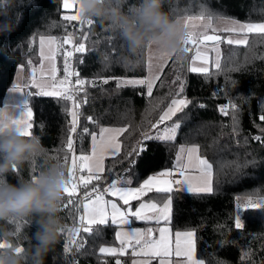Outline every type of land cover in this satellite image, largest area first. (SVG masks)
Masks as SVG:
<instances>
[{"label": "trees", "instance_id": "obj_1", "mask_svg": "<svg viewBox=\"0 0 264 264\" xmlns=\"http://www.w3.org/2000/svg\"><path fill=\"white\" fill-rule=\"evenodd\" d=\"M138 2L127 0L125 11L131 14ZM184 4L187 0H166L165 10L173 19H183L184 22L188 16L200 15L205 8L222 13L225 21H219L215 16L213 19V27L218 29L230 26L228 21L232 19L241 23H264V0H192L188 8ZM15 10L23 13L18 29L10 35L0 36V105L13 86L18 68L29 66L28 61L38 57L40 35H55L62 43L66 35L74 37L76 32L77 22L62 18L67 13L63 0H15ZM93 21L91 26L84 24L80 33V41L87 49L81 59L83 62L79 63L80 78L96 82L95 87L86 86L89 104L82 111L84 116L98 118L102 127L127 126L131 133L127 140L121 137L123 146L120 155L106 160L103 187L111 179L108 176L110 165L116 175L127 176L129 184L137 186L166 169L176 170L181 163V146L199 145L200 155L213 164V192L192 194L174 191L170 226L174 231L196 230L197 255L206 264H264V210L247 207L249 199L253 202L264 200V146L253 139L261 135L260 129L264 128V121L259 120V115L264 114V36L249 34L248 46L222 43L219 47L224 71L219 73L213 60L208 75L190 72L188 67L194 51L186 53L183 67L172 56L156 81L153 97L149 98L142 88H117L119 78H145L148 75L147 49L132 56L128 52L127 41H122L124 38L118 26ZM188 23L189 27L201 25L202 31L205 30V22L198 19ZM207 32L213 34L212 29H207ZM216 34L230 35L222 31ZM66 50L70 49L64 44L59 51V60ZM233 68L240 71H229ZM177 75L185 83V91L181 95L192 102L185 109L190 120L180 121L182 128L175 141L147 142L150 150L138 157L125 174L127 160L123 163H113V160L120 161L125 152L136 146L142 130L154 133L155 130L148 129L147 122L154 121L160 109L175 95L180 82L173 84L172 81ZM105 78L109 79L108 84L102 83ZM228 100L236 104L238 111L229 110L225 116L219 112V107ZM28 101L33 111V127L30 130L41 137L46 152L7 174L4 178L12 184L30 180L53 167L62 166L68 175L70 167V162L64 164L63 161L69 135L70 117L63 111L67 105L62 100L40 96L35 91L28 94ZM152 104L157 105L155 111H146L151 109ZM177 115L183 117L184 113ZM84 116L81 117L82 126L86 123ZM87 123L90 130L98 132L91 122ZM234 126L236 132L233 131ZM77 131L79 133L80 129ZM128 135L125 133V136ZM90 146V137L85 134L82 143L79 137L77 154H81V148L83 154H89ZM148 198L162 203L164 194L150 193ZM67 199L65 194L61 212L67 229L60 243L48 254L47 264H73L65 245L69 231L78 226V220H74L70 208L64 207ZM238 212L245 224L244 229L234 227ZM115 228L111 225L98 226L96 232L99 235L85 234L86 243L77 254L76 262L114 264V258L103 256L98 249L113 243ZM34 231L35 227L30 222L23 221L18 236L11 242L26 248L28 241L25 237ZM7 242L0 240V243ZM122 260L124 264H130L127 258Z\"/></svg>", "mask_w": 264, "mask_h": 264}, {"label": "snow or ice", "instance_id": "obj_2", "mask_svg": "<svg viewBox=\"0 0 264 264\" xmlns=\"http://www.w3.org/2000/svg\"><path fill=\"white\" fill-rule=\"evenodd\" d=\"M74 7L76 8V14L64 15L62 17L63 20H79L83 24L85 21L81 19L78 13L77 0H63L64 9ZM214 16L222 22L226 19L224 14L205 8L200 15L188 16L184 22L186 27H189L188 21L193 19L205 22V30L202 33H190L188 39L184 41L186 53L194 51L191 64L188 67V70L192 73L209 74L210 58L206 51L201 50L200 45L207 47L209 42L211 43L212 50L216 53L212 63L219 73L224 71L221 64V49L219 47L222 43L228 46H248L249 34L264 36V23H241L238 20L232 19L228 21L230 26L218 29L213 27ZM86 23L91 26L94 21L88 20ZM207 29H212L213 34H208ZM220 31L229 33L230 35L216 34ZM84 39L86 40L87 37L85 36ZM72 43L73 38L70 34L63 38L62 43L58 41L55 35H40V56L43 60L48 61L49 69L46 72L44 65L41 64L40 81L36 79L35 69H33L32 76V86L39 89L37 94L64 101L67 106L63 111L70 117L66 154L63 156L64 164L70 162L68 169L69 185L65 189L68 199L64 207L70 208L74 220H78V226L69 231V241L65 245V251H73L70 245H76L77 249L84 248L86 241L81 238L78 243L76 239L81 235V232L99 235L96 232V227L111 225L119 228L118 231L114 232V240L118 241L119 245L101 246L98 251L103 256L114 258V264H124L122 258L125 256H129L130 264H152L153 260H156L157 264H206L204 259L197 258V232L194 229L175 231L173 242L172 230L167 226L158 228V238L154 237V229L151 227L141 229L135 227L128 228V226L134 220L144 222L154 221L157 225L163 221L165 224H168L172 215V193L174 191H184L192 194L212 193L213 164L200 155L199 145H192L187 148L181 146L179 151L186 153L187 163L186 165L181 164L175 170V175H178L180 179H176L174 172L169 170L150 176L136 187L128 186L129 181H124L123 186H121L120 176L112 171V165H110L108 176L111 179L107 182V186L103 187V182L106 180L104 176L105 157H118L123 146V141L120 138L124 137L127 140L130 138L131 133L127 126L102 127L99 124L98 118H94L92 115L84 116L82 108L89 104V92L86 86L91 85L95 87L96 82L80 78L78 71L71 70L72 65L70 63V59L73 58L74 53L84 54L87 52L84 43L75 46L72 51H65L63 78L57 79L60 74V70L56 66L57 53L63 48L64 44ZM190 46H195V49ZM197 61L201 62L200 66H197ZM28 62L31 63V60ZM80 62L82 63L83 61ZM177 62L180 67L184 66L183 60H177ZM229 71H240V69L233 68L229 69ZM148 72L149 75L146 78H119L117 88L127 86L142 88L144 95L152 98L156 81L160 77L152 75L151 63L148 65ZM45 76L48 77V81L43 79ZM73 77H75V80H73ZM178 81L180 82L179 87L170 102L160 109L154 121L149 120L147 122L148 128L155 130L154 133L150 134L148 130H142L136 141V146L132 147L130 151L125 152L124 157L120 161L113 160V163H123L125 159L127 160V167L124 169L125 174L134 166L138 157H141L142 154L150 150L147 142L175 141L182 128L180 121L184 120L187 122L190 120V116L185 113V109L192 102L186 96L181 95L185 91V83L182 81L180 75H177L172 83L175 84ZM109 82L108 78L102 81L103 84H108ZM160 86H163V84ZM13 91H21V89L17 85L13 88ZM239 95H243V93H239ZM156 107V104H152L151 109L146 111H155ZM229 107L238 111L235 104H225L219 107V112L227 116L229 114ZM6 110H0V117H3L0 121L11 124L20 123L24 126L22 129L23 135L29 137L33 135L30 131L33 127L32 123H30L33 118V112L30 107H27L21 119L6 117ZM178 113H184V116L178 117ZM82 116H84L86 121L83 126L81 125ZM235 119V116H233L234 121ZM259 120L264 121V114L259 115ZM87 122H91L93 129H98V132L90 130ZM40 127L43 128L44 125L41 124ZM78 128L80 129L79 133L77 131ZM233 131H237L235 126ZM260 132L261 135H256L253 139L259 141L264 146V128H261ZM125 133H129V135L125 136ZM85 134L91 140V153L83 154V149L81 148V154L77 156L76 148L74 147L76 141L73 139V135L80 137L82 143V138ZM245 142H247L246 139ZM67 153L71 155L69 156ZM190 169L198 173V175L190 174ZM81 188L83 189L82 199L79 196ZM149 193L164 194L163 202L159 203L152 198L145 200L144 198L148 197ZM106 196L115 197L116 199H105ZM121 201L122 204L119 203ZM133 201L138 202V206L135 208L133 207ZM247 207L264 210V200L253 202L249 199ZM237 208L239 209L240 206L237 205ZM234 227L235 229L245 228L239 212L236 215ZM3 247L4 243H0V249ZM173 256L181 259L173 262L170 259ZM76 264H78V261Z\"/></svg>", "mask_w": 264, "mask_h": 264}, {"label": "clouds", "instance_id": "obj_3", "mask_svg": "<svg viewBox=\"0 0 264 264\" xmlns=\"http://www.w3.org/2000/svg\"><path fill=\"white\" fill-rule=\"evenodd\" d=\"M166 0H139L131 14L127 0H77L83 21L99 20L118 26L127 41L128 52L137 56L151 51L158 64L175 56L186 59L184 41L190 32L181 19L165 10ZM23 13L15 10V0H0V36L10 35L22 22ZM23 125L0 121V264H47L67 229L61 212L69 176L65 169L53 167L30 180L9 183L4 177L20 165L46 152L39 135L25 136ZM30 222L35 231L25 239L28 247L12 243L20 223ZM11 225L12 227H9Z\"/></svg>", "mask_w": 264, "mask_h": 264}, {"label": "rangeland", "instance_id": "obj_4", "mask_svg": "<svg viewBox=\"0 0 264 264\" xmlns=\"http://www.w3.org/2000/svg\"><path fill=\"white\" fill-rule=\"evenodd\" d=\"M191 1L192 0H187V4H184V6H187V8H188V6L191 5ZM64 10L67 11L66 15H75L76 14V8L75 7L74 8H70V9H64ZM181 20H183V19H181ZM75 21L76 22H79V20H75ZM182 22H184V21H182ZM202 27L203 26H201V25H193V26L189 27L188 31L190 33L200 34V33L203 32L202 31L203 30ZM72 38H73V43L72 44H65L66 46H68V49L74 47L75 38L74 37H72ZM122 41L124 42L126 40L123 39ZM200 47H201V50L202 51H206L207 52V54H208V56L210 58V62H209V69H210V67H211L210 63H211L212 60L214 61L215 56H216V53L212 50V45H208L207 47H205L204 45H200ZM66 51H68V50H66ZM59 55H60V53L58 52L57 53V59H56V66L60 70V74L57 77V79L63 78V58H64V54L61 55L62 56L61 60H59ZM221 56H222V54H221ZM171 58L172 57H170L169 59H167L162 64H158L156 58L153 56V54L151 53V51L147 49V59H148L147 69H148L149 63H151V66H152V75H158V76H160L161 72L166 67L167 63L169 62V60ZM189 63L191 64V60H190ZM196 63H197V66H200L201 65V62L200 61H197ZM41 64L44 65V70L47 72V70L49 69V63H48V61H45V60L42 59V57L40 56V49H38V57L35 58L34 60H31V63H29V68H28L27 71H25V67H24L25 65H22V66H20L18 68L17 75L15 77L13 86L8 91V93L6 94V97L4 98L3 103L0 105V110L7 109L6 112H5V116L6 117H12V118H16V119H21L22 116H21L20 112L25 111V108H23V106L30 107L29 106V103H28L29 102L28 101V94H31L33 91H35L36 93L39 92V89L38 88H34L32 86L33 69L36 70V73L35 74H36L37 81H40L41 80V76H40ZM148 75H149V72H148ZM43 79L45 81H48V77L47 76L43 77ZM17 85L19 86V88L21 89V91H13V88L15 86H17ZM33 88L35 90H32ZM15 93H18L20 96L18 98H16L15 97ZM25 100H27V102H25ZM3 104H4V106H3ZM2 118L3 117H0V119H2ZM164 171H169V170L166 169ZM171 171H175V170H171ZM126 177L127 176H124V175L123 176H120V178H121V186H123V182L124 181H127L128 178H126ZM141 183H143V181ZM106 186L107 185H105L104 187H106ZM128 186H130V185H128ZM130 187H136V186H130ZM107 199H116V198L115 197H108ZM144 199L147 200L149 198L148 197H145ZM119 203L122 204V201L119 202ZM136 206H138V202L133 201V207L135 208ZM134 221H136L138 223L141 222V221H138V220H134ZM148 223H151V226L150 227L154 229V237L155 238H158V228L159 227H165V226H167V227L171 228L172 234H173V242H174V233H175V231L172 229V227L170 226L169 223L168 224H165L163 221L159 225H157L154 221L148 222ZM115 227H116L115 228V231H118L119 228L117 226H115ZM132 227L141 228V229L148 228L147 225H136V224L133 225V223L128 226V228H132ZM118 245H119V242L114 240L113 243L106 244V245H103V246H118ZM129 255H130V250H129ZM107 258H109V257H107ZM123 258H127L129 260V263H130L129 256H125ZM197 258L200 259L198 257V255H197ZM170 259H172L173 262H175L177 260H180L181 258L173 256ZM152 264H157V261L156 260H153Z\"/></svg>", "mask_w": 264, "mask_h": 264}, {"label": "built area", "instance_id": "obj_5", "mask_svg": "<svg viewBox=\"0 0 264 264\" xmlns=\"http://www.w3.org/2000/svg\"><path fill=\"white\" fill-rule=\"evenodd\" d=\"M84 24L86 25L87 23L86 22H84L83 24H81V22L79 21V22H77V24H76V32H75V34H74V38H75V44H74V47L75 46H78L80 43H81V41H80V33H81V31L83 30L82 28H83V26H84ZM74 47H72V48H70V50L69 51H72V50H74ZM190 47H193L194 49H195V46H190ZM82 56H83V54H76V53H74V56H73V58H71L70 59V63H71V65H72V68H71V70H75V71H78L79 73H80V70H79V63H80V61H81V59H82ZM73 80H75V77H73ZM225 104H235V103H233V102H231V101H223V103H221V106H223V105H225ZM236 105V104H235ZM229 110H233L231 107H229ZM73 139L76 141V144L74 145V147L76 148V155L78 156V154H77V144L79 143V137L77 136V135H73ZM82 195H83V189L81 188V190H80V193H79V196H80V198L82 199ZM108 196H106L105 197V199L107 198ZM84 233H82L81 232V235L80 236H78L76 239H77V242L79 243L80 242V240H81V238H83L84 239ZM85 240V239H84ZM68 241H69V236H68V239H67V244H68ZM71 247H72V249H73V251L72 252H69V255L71 256V260H72V263L73 264H75V262H76V260H78L77 258V254L79 253V252H81V250L83 249H77V247H76V245H70Z\"/></svg>", "mask_w": 264, "mask_h": 264}, {"label": "crops", "instance_id": "obj_6", "mask_svg": "<svg viewBox=\"0 0 264 264\" xmlns=\"http://www.w3.org/2000/svg\"><path fill=\"white\" fill-rule=\"evenodd\" d=\"M24 67H25V71H27L28 68H29V66H24ZM16 75H17V74H16ZM11 88H12V87H11ZM11 88H10V89H11ZM10 89H9V90H10ZM9 90H8V91H9ZM7 93H8V92H7ZM19 96H20V95H19L18 93H15V97H16V98H18ZM26 97H27V96H26ZM25 102H27V100H25ZM3 106H4V104H3ZM27 107H28V106H23V108H25V111H26ZM25 111L20 112L22 118H23V115H24V112H25ZM30 122H31V121H30ZM120 139H121V138H120ZM191 146H192V145H191ZM189 147H190V146H189ZM121 149H122V148H121ZM90 153H91V150H90ZM90 153H89V154H90ZM109 158H112V157H110V156H106V157H105L104 165H105V163H106V160L109 159ZM179 162H181V163L178 164V167H179L181 164H185V165H186V163H187V156H186V153H182V155H181L180 158H179ZM173 172H174V175H175V171H173ZM189 173L192 174V175H198V173H196L195 171H193V170H191V169L189 170ZM126 178H127V177H126ZM175 178H176V179H180V177H179L178 175H176ZM127 181L130 182L129 178L127 179ZM128 185H130V184H128ZM130 186H131V185H130ZM212 186H213V176H212ZM183 192H184V191H183ZM149 194H150V193H149ZM149 194H148V195H149ZM108 197H109V196H108ZM108 197H107V198H108ZM107 198H106V199H107ZM139 223H143L142 225L151 226V223H148V222L141 221V222H139ZM135 224H136V225H141V224H138V222L133 221V225H135Z\"/></svg>", "mask_w": 264, "mask_h": 264}, {"label": "water", "instance_id": "obj_7", "mask_svg": "<svg viewBox=\"0 0 264 264\" xmlns=\"http://www.w3.org/2000/svg\"><path fill=\"white\" fill-rule=\"evenodd\" d=\"M208 45H211V43L209 42V44Z\"/></svg>", "mask_w": 264, "mask_h": 264}]
</instances>
